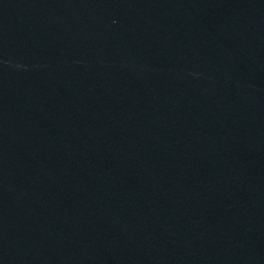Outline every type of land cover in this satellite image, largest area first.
<instances>
[{"label": "water", "instance_id": "1", "mask_svg": "<svg viewBox=\"0 0 264 264\" xmlns=\"http://www.w3.org/2000/svg\"><path fill=\"white\" fill-rule=\"evenodd\" d=\"M0 264H264V0H0Z\"/></svg>", "mask_w": 264, "mask_h": 264}]
</instances>
